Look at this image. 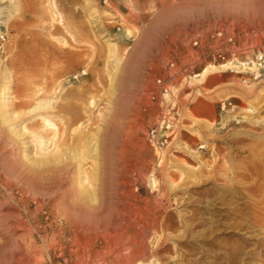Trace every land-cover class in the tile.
Here are the masks:
<instances>
[{"label": "rangeland", "instance_id": "374dc122", "mask_svg": "<svg viewBox=\"0 0 264 264\" xmlns=\"http://www.w3.org/2000/svg\"><path fill=\"white\" fill-rule=\"evenodd\" d=\"M0 20V264H264V0H0ZM41 117L49 151L102 166L91 221L67 220L76 160L47 195L13 179Z\"/></svg>", "mask_w": 264, "mask_h": 264}, {"label": "bare ground", "instance_id": "6f19581e", "mask_svg": "<svg viewBox=\"0 0 264 264\" xmlns=\"http://www.w3.org/2000/svg\"><path fill=\"white\" fill-rule=\"evenodd\" d=\"M0 22H1V20H0ZM221 66L222 65H220V67H217V66L207 67V68L203 69V71L199 75H196L195 78L196 77H200V79H204L205 77H207L208 75L212 74L213 72H215L219 68H224V66L223 67H221ZM42 103H44V102H42ZM42 103H39L38 105H36L33 108V110H35V109L36 110H40L39 108H41L42 106L45 105V104H42ZM46 103H48V102H46ZM49 108H51V107L49 106ZM14 116H16V115H14ZM41 118H40L41 124L39 125V129L40 130H35V131L29 132L30 138L33 141H36V143L38 142V144H37L38 146L37 147H38V150H40V152L38 153L39 157H37V158H35L33 160V163H35V165L32 168L24 167V164L20 165L15 160L16 163H17L16 165H19V167L16 168V167H14L15 165L14 166H11L12 164L10 165L11 166L10 168L13 167V169H10V170H13L12 171V173L14 175V176L12 175L13 179L15 178V180L18 181L20 183V185H23L24 187L29 188L35 194L47 195L53 189L58 188V186L60 184L65 182V179L67 177V172H68L67 169L68 168H67V166H63V165L59 166V165L64 160H66V161L67 160L68 161H75L76 160L77 161V165H76V169H75V178L77 180L78 185L80 187H82V189H83V193L81 194L80 197L83 200H86L87 203H85V205H83L81 207H78L76 205L68 206L67 207L68 208L67 220H68L69 223H72V224L73 223L76 224L78 221L80 222L83 219H87V220L91 221V219L94 217V214H95V209L92 206V204L95 202V200L97 198L96 189L94 187V184L96 183L95 182L96 178H97L96 176H98V175L100 176L99 173H101L102 166H100V163L98 164L96 160H93L97 167L96 166L92 167L88 172H86V170H85V168H83V164L81 162L82 161L81 160L82 156H80L76 152L74 153V150L73 151H69V153L67 154L63 149H60V148L56 149V147H55V149L53 151H49V149L47 148V145H49V144H51V143H53L55 141H58L60 137L63 138V142H64L63 144H67L66 143L67 141L65 142V138L62 136L63 135V133H62L63 131H60V129L58 128V126H56L54 124V122H52L50 119H48L46 117H43L42 119ZM32 127H34V126H32ZM23 133H24V131H23ZM25 135H27V134H24V136ZM16 136H17V134L15 133V137ZM21 143L25 144L27 142L26 141H23V142L21 141ZM81 144H82V142H81ZM24 148H26V147H24ZM91 153L92 152H90V156H91ZM97 153H98V151H97ZM2 160L6 163L7 162L6 156L3 157ZM108 161H109V159H108ZM6 165H7V163H6ZM6 165H4V166L8 167ZM7 170L10 171L9 169H7ZM12 173L10 172V174H12ZM68 179H69V177H68ZM85 183H87V185H89V186L88 187L84 186ZM70 186H69V189L64 190L67 194H70V191L72 192V187H70ZM64 203H66L65 199H64ZM74 214H75V217H73ZM148 229L146 228V230H148Z\"/></svg>", "mask_w": 264, "mask_h": 264}, {"label": "built area", "instance_id": "2783aa9c", "mask_svg": "<svg viewBox=\"0 0 264 264\" xmlns=\"http://www.w3.org/2000/svg\"><path fill=\"white\" fill-rule=\"evenodd\" d=\"M218 35H221L220 32L217 33ZM8 41V35H7V30L6 28L2 25V23L0 22V56H2L3 54H5V45L7 44ZM199 41L197 39H194L192 41V45L193 46H198ZM217 58L220 59L221 61L225 60V56L223 53H217ZM256 66L258 71L254 72V77H262L264 76V53H260L257 57H256ZM164 91H166V89H164ZM231 103L230 102H226V101H222L220 104V110L221 111H225V109L227 108V106H230ZM153 131L151 132L152 137L154 138L153 135Z\"/></svg>", "mask_w": 264, "mask_h": 264}]
</instances>
